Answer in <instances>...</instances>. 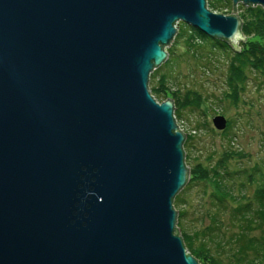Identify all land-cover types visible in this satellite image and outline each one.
Here are the masks:
<instances>
[{"label": "water", "instance_id": "obj_1", "mask_svg": "<svg viewBox=\"0 0 264 264\" xmlns=\"http://www.w3.org/2000/svg\"><path fill=\"white\" fill-rule=\"evenodd\" d=\"M239 3L264 7L0 0V264H199L173 205L186 136L148 81L179 21L239 51Z\"/></svg>", "mask_w": 264, "mask_h": 264}, {"label": "trees", "instance_id": "obj_2", "mask_svg": "<svg viewBox=\"0 0 264 264\" xmlns=\"http://www.w3.org/2000/svg\"><path fill=\"white\" fill-rule=\"evenodd\" d=\"M207 7L224 13L228 8L229 12L234 9L232 0H207ZM239 7H242L238 12L241 31L246 36L245 41L239 42V51L226 41L212 38L182 22L171 46L166 49L168 56L161 66H167L178 58L174 47L180 41L184 43L183 53L194 56L198 61H213L215 49H221V53L228 57L229 87L225 94L235 100L246 70L264 76V7L238 4L236 9ZM161 66H156L149 75L150 91L159 102L172 98L176 117L180 115V108L194 103L200 93L192 88L184 93L179 88L172 90L168 84L169 77L160 71ZM241 156L238 151L225 149L213 164L194 165L188 180L204 181L210 188L209 205L206 208L202 206V225L193 229L183 227L180 220L185 211L176 209V230L199 264H264V155L241 168L228 166L230 158ZM190 183L185 184L182 190ZM183 202L184 198L178 192L173 204L179 206ZM203 218H207V222H203Z\"/></svg>", "mask_w": 264, "mask_h": 264}, {"label": "rangeland", "instance_id": "obj_3", "mask_svg": "<svg viewBox=\"0 0 264 264\" xmlns=\"http://www.w3.org/2000/svg\"><path fill=\"white\" fill-rule=\"evenodd\" d=\"M241 9L242 7H239L238 12ZM229 11L228 8L225 13H230ZM181 23L182 21H179L175 24L177 28ZM170 46L171 43L166 45L165 49ZM174 48V54L178 58L167 66H161L165 61L162 62L159 65L160 71L169 77L168 84L172 90L179 88L180 92L184 93L192 88L200 93L194 103L180 108V115H174L186 136L183 149L189 176H192L195 164L211 165L225 149L242 153L240 158H230L227 161L232 169L259 160L264 155V76L254 75L246 70L245 79L234 100L233 96L225 94L229 87L228 57L221 53V49H215L213 61H198L194 56L183 53V41ZM148 86H151L150 80ZM217 114H223L227 119L224 129H217L213 125L212 118ZM188 182H191L189 186L179 191L184 202L174 208L184 209L185 215L181 217V225L193 229L202 225V206L205 205L206 208L209 205L210 188L198 179L188 180L186 184ZM203 219V222H207V218Z\"/></svg>", "mask_w": 264, "mask_h": 264}, {"label": "bare ground", "instance_id": "obj_4", "mask_svg": "<svg viewBox=\"0 0 264 264\" xmlns=\"http://www.w3.org/2000/svg\"><path fill=\"white\" fill-rule=\"evenodd\" d=\"M166 50V49H165ZM184 161H185V154H184Z\"/></svg>", "mask_w": 264, "mask_h": 264}]
</instances>
